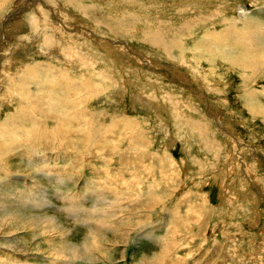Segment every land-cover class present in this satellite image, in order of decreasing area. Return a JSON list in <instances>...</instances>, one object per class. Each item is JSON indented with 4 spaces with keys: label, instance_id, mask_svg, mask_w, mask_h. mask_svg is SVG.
<instances>
[{
    "label": "rangeland",
    "instance_id": "1",
    "mask_svg": "<svg viewBox=\"0 0 264 264\" xmlns=\"http://www.w3.org/2000/svg\"><path fill=\"white\" fill-rule=\"evenodd\" d=\"M31 1L0 0V264H264V74L191 52L264 0Z\"/></svg>",
    "mask_w": 264,
    "mask_h": 264
},
{
    "label": "bare ground",
    "instance_id": "2",
    "mask_svg": "<svg viewBox=\"0 0 264 264\" xmlns=\"http://www.w3.org/2000/svg\"><path fill=\"white\" fill-rule=\"evenodd\" d=\"M32 1H34V2L32 3ZM32 1L31 2H27V6L30 5V4L39 3V0H32ZM256 1H254V4L256 3ZM216 7L218 8L217 10H221V8L224 7V5H223V3H220L219 6L216 5ZM238 10H241V11H239V14H240V16L242 15V20L244 22H246V21L249 22L250 20H252V16L247 14V10L248 9H246L245 6L240 5V9H238ZM15 12L16 11H14V13H11V14H15ZM258 24L260 25L261 23L257 22V23H255L254 26L251 25L249 31L244 33L243 36H244L245 40H243V42H242L243 47H241V49H239L240 47L239 48H233L234 53H231L229 55H224V56L220 57L219 56V52L222 50V48H220V47H216L215 48L214 47L215 45L211 44L210 41H205V38H203V41H201V39H200V41L198 42V46L196 45L197 42L195 41L194 44H193L194 48L191 49L192 50L191 52L193 54H195L198 51L205 50V52L208 53L211 58H213V59L220 58L223 61H226L228 64H230L235 69H237V70L239 69V70H241V72L243 71L242 72L243 76H246L247 74L245 75V71L248 68H251L252 72L250 73L249 77L245 78L244 80H245V83H247V84H249L252 81L255 82L257 77L260 78L262 76V74H264V62H262L264 60V57L260 55V52L264 53V26H260L259 27ZM150 35H151L150 37H151V40H152V43H150V44H153V45L158 46V47H162L163 50L166 51L169 56H171L173 54V50L174 49L180 50V48H182L175 38L171 42L168 43V42L164 41V37L162 35H160V32H157V34L156 33H152ZM158 40H162V41L160 43H158ZM196 47H198V51H197ZM250 48H251V51H252V49L256 48L257 52L256 53H252V52L249 53L248 51H249ZM122 49L123 48L117 47L116 51L118 53L119 52L125 53L126 50L123 51ZM211 51H212V53H211ZM56 52H57V49H56ZM181 52H182V50H181ZM61 56L62 55H59V53H57L55 57L56 58H61ZM261 59H263V60H261ZM172 70H173V72L177 71V70H175V67ZM176 73L177 72H175V75H177ZM178 75L180 76V74H178ZM147 77L150 78V76H148V75H147ZM185 79L189 80V78H187V77ZM196 81H197V79H196ZM246 89L248 91L245 92L244 94L246 95V97L248 96V102L255 101V99H256L255 97L256 96L259 97L257 91L256 92H254L255 90L251 91L250 87H249V89L248 88H246ZM198 94H200V93H198ZM248 106H252L251 110H249V111H251V113H254V114L263 113V115H264V112L260 111V109L264 107L263 104H259L258 102H256L254 104L250 103V105H248ZM256 108H258L259 111L253 112ZM162 125H165V124H162Z\"/></svg>",
    "mask_w": 264,
    "mask_h": 264
},
{
    "label": "crops",
    "instance_id": "3",
    "mask_svg": "<svg viewBox=\"0 0 264 264\" xmlns=\"http://www.w3.org/2000/svg\"><path fill=\"white\" fill-rule=\"evenodd\" d=\"M225 6V4H223Z\"/></svg>",
    "mask_w": 264,
    "mask_h": 264
}]
</instances>
